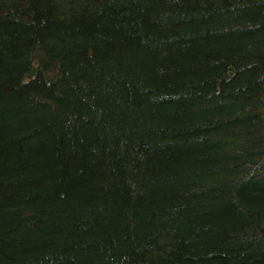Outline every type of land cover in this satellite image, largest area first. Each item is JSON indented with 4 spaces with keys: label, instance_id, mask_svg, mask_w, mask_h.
Here are the masks:
<instances>
[{
    "label": "trees",
    "instance_id": "16d2710c",
    "mask_svg": "<svg viewBox=\"0 0 264 264\" xmlns=\"http://www.w3.org/2000/svg\"><path fill=\"white\" fill-rule=\"evenodd\" d=\"M0 264H264V0H0Z\"/></svg>",
    "mask_w": 264,
    "mask_h": 264
}]
</instances>
